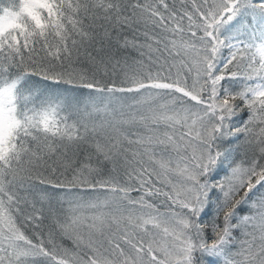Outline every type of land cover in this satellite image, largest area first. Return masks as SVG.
<instances>
[{
  "label": "snow or ice",
  "instance_id": "snow-or-ice-1",
  "mask_svg": "<svg viewBox=\"0 0 264 264\" xmlns=\"http://www.w3.org/2000/svg\"><path fill=\"white\" fill-rule=\"evenodd\" d=\"M0 264H264V0L0 2Z\"/></svg>",
  "mask_w": 264,
  "mask_h": 264
},
{
  "label": "trees",
  "instance_id": "trees-1",
  "mask_svg": "<svg viewBox=\"0 0 264 264\" xmlns=\"http://www.w3.org/2000/svg\"><path fill=\"white\" fill-rule=\"evenodd\" d=\"M0 2H6V0H0ZM225 87H228L229 86V83H227V82H225V85H224ZM133 195H135V193L133 194ZM59 242V241H58Z\"/></svg>",
  "mask_w": 264,
  "mask_h": 264
}]
</instances>
